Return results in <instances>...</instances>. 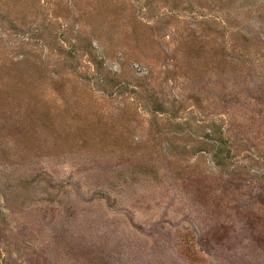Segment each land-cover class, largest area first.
Wrapping results in <instances>:
<instances>
[{"label": "rangeland", "instance_id": "1", "mask_svg": "<svg viewBox=\"0 0 264 264\" xmlns=\"http://www.w3.org/2000/svg\"><path fill=\"white\" fill-rule=\"evenodd\" d=\"M0 264H264V0H0Z\"/></svg>", "mask_w": 264, "mask_h": 264}]
</instances>
